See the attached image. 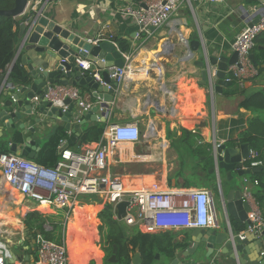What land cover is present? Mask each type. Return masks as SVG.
Returning <instances> with one entry per match:
<instances>
[{
	"label": "crops",
	"instance_id": "obj_1",
	"mask_svg": "<svg viewBox=\"0 0 264 264\" xmlns=\"http://www.w3.org/2000/svg\"><path fill=\"white\" fill-rule=\"evenodd\" d=\"M129 1L141 4L143 0H29L26 12L46 3L45 16H50L62 26L67 24L72 26L75 33L86 41L95 39L99 34L105 36L112 34L113 37L130 42L131 50L128 52L131 55L130 65L115 91L113 101L107 103L106 113L103 109H98L97 119L88 120L77 130L79 139L82 134L86 136L85 128L93 123L103 124L104 129L113 123L138 124L139 141L120 144L113 154L107 155L109 172L120 177L127 187L155 184L206 188L212 193V186H215L218 188V199L215 202L218 206L221 193L231 189V181L223 171H209L214 164L212 150L215 144L238 147V144H227V142L236 140L239 133L246 128L247 120L256 114L238 106L244 97L243 94H226L229 86H224L218 93L210 89L208 84L200 83L203 69L199 65L201 54L197 49L198 43L192 44L191 41L196 33L200 37L201 46L209 56L230 57L234 52L232 44L236 34L247 25V22L259 17L254 15L253 5L245 4L243 0L193 2L191 6L181 5L165 24L150 30V35H145L138 32V27L133 21L120 13V8ZM246 11L248 14L244 16ZM16 19L21 22L24 17L18 16ZM113 41L118 46L117 42ZM162 45L166 49L165 52L161 49ZM25 53L19 42L11 64L18 61L27 76L21 59ZM11 64L0 73L3 77L0 86V104L9 99V94L14 91L9 82ZM93 65L90 64V69L94 68ZM212 70L214 71L215 67ZM84 71L91 73L89 70ZM99 73L98 71V76ZM260 85L264 88V78L259 80L247 77L243 80V87L247 92ZM68 87H74L79 91L80 101L91 103V106L95 104L90 90L85 86ZM85 113L86 111L78 105L69 119L70 128L82 119ZM42 119L43 121L39 123H34L31 119L24 121L34 127V132L31 134V139L36 145V156L31 159L34 162L44 142L58 126L67 133V137L61 138L57 144L58 154L62 141L65 142L63 147L80 151L86 144H93L99 140L85 142L84 136L80 144L68 143L70 132L65 129V121L58 117L43 116ZM16 134L21 136L20 140L15 139ZM12 142H15L16 150L21 151L24 145L23 135L17 130L5 132L0 127V145L7 144L6 154L14 153L9 149ZM232 174L235 176V171ZM242 180L243 177L239 179L240 190ZM250 185L255 197L258 187L252 183ZM10 190L13 189L3 184L0 177V240L13 235V240H3L10 252L16 255L13 264H34V238L37 232L43 236L44 233L37 227L31 230L26 227L25 216L33 211L43 218L44 232L53 230L54 221L60 214L64 215L63 221L59 223L62 232L58 241L66 242L70 264H106L104 244L101 242L103 225L98 218V213L102 210L99 203L82 204L77 208L83 226L71 233L69 225L75 220L77 209L66 220L65 209L52 204L37 205L31 200L24 199L17 192L21 196L19 205L15 206L17 215L7 216L5 210L15 205V197L9 193ZM95 208L97 209L94 210ZM218 221L219 227L216 229L220 232L224 225H230L239 234L246 229L235 217L218 215ZM103 229L105 232L106 228ZM193 230L175 231V240L185 239L187 246H190L189 238ZM81 235H83L82 242L77 239ZM247 239L248 243L245 246L247 256L254 258L256 257L255 242H250V235ZM71 240L74 241L73 244ZM184 250L185 248L177 249L175 256L181 258ZM217 258L224 260L227 257L220 254ZM165 260L154 264H166L171 259ZM198 262L190 259L181 264H198ZM210 262L208 259L204 264H211ZM227 264H235V262L229 260Z\"/></svg>",
	"mask_w": 264,
	"mask_h": 264
},
{
	"label": "built area",
	"instance_id": "obj_2",
	"mask_svg": "<svg viewBox=\"0 0 264 264\" xmlns=\"http://www.w3.org/2000/svg\"><path fill=\"white\" fill-rule=\"evenodd\" d=\"M202 1L221 0H143L144 6L129 1L120 8V13L137 25L139 33L150 35V27L155 29L161 27L181 5L191 6L193 2ZM262 30H264V15L236 34L232 47L237 52V59L228 66L226 80L236 79L243 84L245 78L257 74L249 54L255 47L256 35ZM112 37V34L107 36L99 34L95 39L87 41L98 44L110 40L118 48ZM121 55L124 65L112 66L108 69L110 77L118 83L125 77L131 60L128 52L121 51ZM75 63L99 78L93 62L77 57ZM90 64L94 68L90 69ZM78 93L79 91L74 87L56 86L48 88L44 96L58 104L64 111L67 106L61 101L67 96L79 100ZM33 100L37 101L38 97L35 96ZM78 105L84 111L92 107L91 103L80 100ZM139 139L140 131L136 122L113 123L103 130L96 143H88L80 151L63 147L65 142L62 141L59 146V158L53 166L38 164L16 153L0 154L1 182L18 192L24 199L31 200L37 205L52 204L65 209L66 220L82 204L97 202L102 209L105 205L110 206L114 220L122 221L127 226L137 227L143 233L218 227L215 201L209 189L155 184L127 187L120 177L109 172L107 155L113 154L120 144L136 143ZM217 146L219 144H215V148ZM254 156L255 153L250 150L248 159ZM259 165V161H251L249 166L244 164L243 168L250 169ZM251 183L257 185L256 180L243 176L241 197L249 204L250 224L239 234L241 237L245 232L258 236L264 230V221L259 203L253 196ZM122 201L126 202L125 213L121 220H118L116 205ZM34 243V264H70L65 241L51 240L37 232ZM10 254L6 242L0 240V264H7Z\"/></svg>",
	"mask_w": 264,
	"mask_h": 264
},
{
	"label": "water",
	"instance_id": "obj_3",
	"mask_svg": "<svg viewBox=\"0 0 264 264\" xmlns=\"http://www.w3.org/2000/svg\"><path fill=\"white\" fill-rule=\"evenodd\" d=\"M29 0H14V6L10 9H0V16L16 18L23 16L24 20L19 23L18 37L20 46L26 51L22 55V63L27 73V83L16 84L9 78L11 88L10 98L4 100L0 106V127L6 131L17 130L24 137V145L21 151L16 150L15 142L10 144V150L18 155L28 159H33L36 145L31 139L34 127L29 126L24 121L32 120L34 123L43 121L42 117H58L65 121V129L70 132L68 143L76 142L80 144L84 139V134L79 137L77 130L88 120H96L98 109H103L106 113L109 102L114 99L115 91L119 83L110 77L109 67H122L124 59L121 51L110 40H104L98 44H92L81 38L75 33L72 26H62L56 23L50 16H45L46 3L40 7L27 11ZM48 1V0H47ZM247 5H253L254 15L260 17L264 15V0H243ZM141 5L144 6L143 3ZM248 14L245 12L244 16ZM258 18L247 22L251 26L257 22ZM154 30V27H150ZM198 34L193 35V42L198 43L197 49L201 54L199 65L202 69L201 84H208L215 92H221L224 86H230L231 81L225 79L226 70L229 65L235 63L237 52L234 51L230 57L227 56H209L201 46ZM163 52L166 51L161 46ZM85 58L91 61L97 67L99 78L93 73H87L76 65L75 58ZM249 58L254 64L253 53ZM13 64H11L12 66ZM10 66V68H11ZM215 67L213 71L212 68ZM3 77L0 75V86ZM85 86L88 88L94 98V105L88 109L84 117L74 123L70 128L69 119L74 114V109L78 106V99L65 97L61 102L67 108H62L52 100L45 98L44 92L48 88L55 86ZM24 94V96H23ZM80 95V93H78ZM37 96L38 100L33 98ZM25 115V116H24ZM13 133V132H12ZM12 135V134H11ZM250 155V148L247 143H240L238 147H228L226 144H219L212 150L213 167L209 170L223 171L231 181V189L226 193H221L220 205L215 204L216 216H229L238 218L246 228L250 224L248 212L250 210L247 201L241 197L239 179L250 173L264 171L261 166L253 168H243ZM235 171V176L232 174ZM126 202L122 201L116 205L118 220H121L125 213ZM223 223V220L221 221ZM219 227V221H218ZM217 228V227H216ZM216 228L205 229L195 228L190 236L191 244L184 250L181 258L174 256L166 264H181V262L192 260L199 261L198 264H204L210 259L211 264H227L233 260L235 264H264V230L260 235L245 232L243 237L236 233L230 225H224L223 230L217 231ZM250 235V242H255L256 257L247 256L248 243L247 236ZM117 247L113 245L112 253L107 261L116 263ZM224 254L226 259H219L217 255ZM159 254L155 255V260ZM16 259L15 253L11 252L7 263L13 264ZM131 264H142L141 256L136 251L131 256ZM154 264V263H153Z\"/></svg>",
	"mask_w": 264,
	"mask_h": 264
},
{
	"label": "trees",
	"instance_id": "obj_4",
	"mask_svg": "<svg viewBox=\"0 0 264 264\" xmlns=\"http://www.w3.org/2000/svg\"><path fill=\"white\" fill-rule=\"evenodd\" d=\"M14 6V0H0V9H10ZM20 21L13 17L0 16V73L5 71L6 67L11 64L20 42L18 37V26ZM122 52L131 50L130 42L119 37H113ZM254 65L257 74L254 78L262 80L264 78V30L260 31L255 37V47L252 50ZM9 77L15 84L28 83L27 76L18 61L14 62ZM241 93L243 99L238 103L240 108L253 111L256 115L247 120V126L242 130L236 140H230L227 144L247 143L250 150L255 156L245 162L246 166L251 161H259L264 168V88L262 85L247 92L243 84L238 80L232 79L230 86L226 90L227 95ZM104 130L103 124L93 123L85 128V142L97 141ZM15 139L20 140L19 134ZM67 137V133L61 126L55 129V132L44 142L43 148L35 158V162L45 166H53L58 158L57 144L61 138ZM6 143H1L0 153L6 154ZM253 168V167H252ZM248 179L257 181V192L255 199L259 203V208L264 221V171H258L245 175ZM79 213L74 217L75 220L70 222V232L77 231L81 218ZM98 218L102 221V228L106 231L102 237L105 242L104 252L105 261L112 253L113 245L117 247L116 258L117 264H131V255L138 250L142 264H153L156 253L162 254L166 259H172L177 249H184L188 245L185 239L175 240V231H159L155 233H143L134 226H127L112 218L111 208L109 205L100 210ZM24 223L31 230L37 227L43 231V218L35 211L28 212L25 216ZM50 238V237H47ZM71 240V244H73Z\"/></svg>",
	"mask_w": 264,
	"mask_h": 264
},
{
	"label": "rangeland",
	"instance_id": "obj_5",
	"mask_svg": "<svg viewBox=\"0 0 264 264\" xmlns=\"http://www.w3.org/2000/svg\"><path fill=\"white\" fill-rule=\"evenodd\" d=\"M9 193L12 196H14L15 198H17V200H21V196L18 197L17 196V192L15 193L14 190H10ZM212 195H213L214 201L216 202L217 199H218V188H216L215 186H212ZM84 201L87 202L86 200H84ZM13 208H15V207L12 206L11 209H13ZM11 209L9 208V210L8 209L5 210V213H6L7 216H10L9 212L12 211ZM15 215H16V213H15ZM63 219H64V215H61L60 214V216H58L57 219L54 221L55 224H53V230H47L46 232L42 231L44 233V236L45 235H49L50 239H53L55 241H58L60 239V236H59L60 235V232H62L61 231L62 228H61V225H59V223H61L63 221ZM10 221H12V220H10ZM119 222L122 223V221H119ZM82 226H83V224L81 223L79 227L82 228ZM101 231L103 232V234H101V240H102L101 242L103 243L105 241H104V239H102V237H103V235H104L105 232H104V229L103 228L101 229ZM105 231H106V229H105ZM77 234H78V232H77ZM79 234H81V232H79ZM82 236L83 235L78 236V238H77L80 242H82ZM6 240H9V237ZM156 254H158V253H156ZM165 259L166 258L162 254L161 255L159 254V258L157 260H155V256H154V262L153 263L165 262L166 261ZM105 262H106V264H117V263H111V262H108V261H105Z\"/></svg>",
	"mask_w": 264,
	"mask_h": 264
},
{
	"label": "bare ground",
	"instance_id": "obj_6",
	"mask_svg": "<svg viewBox=\"0 0 264 264\" xmlns=\"http://www.w3.org/2000/svg\"><path fill=\"white\" fill-rule=\"evenodd\" d=\"M15 193H16V192H15ZM17 196L20 197L19 194H17ZM14 200H15V201H14V204H15V205H14L13 207L19 205V203H20V200H17V198H15ZM96 209H97V208H95L94 210H96ZM87 210H91V208H87ZM76 212L79 213V209H77ZM15 213H16V215H17V209H16V208H13L12 211L9 212V214L12 215L13 217H15V216H14ZM14 222H15V221H14ZM92 222H94V220H93ZM5 226H6V225H5ZM3 240L7 241L6 239H3ZM9 240H13V235L9 236Z\"/></svg>",
	"mask_w": 264,
	"mask_h": 264
}]
</instances>
